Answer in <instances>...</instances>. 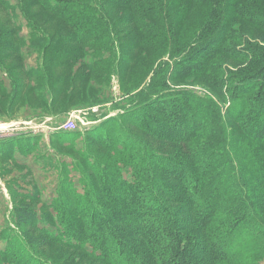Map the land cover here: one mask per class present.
<instances>
[{"label": "trees", "instance_id": "obj_1", "mask_svg": "<svg viewBox=\"0 0 264 264\" xmlns=\"http://www.w3.org/2000/svg\"><path fill=\"white\" fill-rule=\"evenodd\" d=\"M243 1L231 0L225 10L240 17L237 3ZM56 2L61 6L56 5L53 15L72 25L74 37L68 40L77 39L84 47L101 44L107 22L93 8L81 3L80 9L73 0ZM247 14L254 23L262 16L256 11ZM208 27L201 36L207 42L174 63L172 81L196 79L217 85L214 90L222 88L224 82L215 79L221 74L217 60L222 50L213 36L227 34V28L218 16ZM236 55L251 58L244 80L253 82L228 90L231 104L226 113L237 126L236 134L227 133L219 105L209 98L172 93L163 85L159 96L143 103L138 100L143 104L138 108L131 102L123 110L127 112L101 125L110 133L86 132L114 157L109 165L95 157L91 161L89 155L82 157L90 162L97 191L85 189L81 199L74 198L73 208L57 207L58 234L48 231L36 210L13 207L16 233H8L0 264H52L33 249L34 236L39 250L48 243L63 244L88 254L97 264L262 263L264 219L258 213L264 214V55L253 49L237 50ZM87 70L94 72L91 67ZM75 75L71 81L61 78V84L88 78ZM250 94L254 95L244 97ZM128 129L141 132L152 143L179 145L177 154L150 151L134 141ZM27 148L26 152L35 151L34 146Z\"/></svg>", "mask_w": 264, "mask_h": 264}, {"label": "rangeland", "instance_id": "obj_2", "mask_svg": "<svg viewBox=\"0 0 264 264\" xmlns=\"http://www.w3.org/2000/svg\"><path fill=\"white\" fill-rule=\"evenodd\" d=\"M56 1L0 0V251L8 233H16L12 209L18 205L36 210L48 231L59 233L57 207L73 208L74 198L81 199L85 189L97 191L96 179L88 170L90 162L82 157L89 155L91 161L95 157L108 161V165L114 161L113 155L87 138L86 132L102 129L110 133L102 128L103 123L127 112L121 111L131 102L136 109L143 105L137 104L138 100L143 103L154 99L163 85L172 93L186 92L214 101L221 109L224 129L231 136L236 134L237 126L226 113L231 104L228 90L237 84L252 86L253 82L244 80L250 72L246 68L251 58L233 55L248 49L264 55V0L236 2L240 17L225 10L231 0H139L141 3L130 6L120 0H73L80 9L81 3L94 9L107 22V35L101 44L92 47L79 45L77 39L68 40L74 37L72 25L53 15L54 9L61 6ZM249 11L262 15L256 19L259 22L247 20ZM217 16L227 28V34L213 36L219 39L222 50L217 60L221 74L215 77L224 82L222 88L214 90L217 85L196 79L172 81L174 63L206 41L201 36ZM88 67L94 72L89 73ZM79 73L88 78L70 82ZM61 78L70 81L61 84ZM127 97L130 100H121ZM74 109L87 112L72 115L80 132H64L67 136L60 139L52 130L54 122L48 123L46 118ZM108 112L121 113L111 116ZM13 120V128L5 126ZM129 131L134 141L152 152L177 154L179 145L152 143L141 132ZM30 133H35L38 140L33 148L35 155L23 161L25 168L8 154L3 155L10 149L9 139L4 138ZM28 146L25 142L22 148ZM258 214L264 219V214ZM34 238L33 249L52 264H97L88 254L63 244L48 243L39 250Z\"/></svg>", "mask_w": 264, "mask_h": 264}, {"label": "crops", "instance_id": "obj_3", "mask_svg": "<svg viewBox=\"0 0 264 264\" xmlns=\"http://www.w3.org/2000/svg\"><path fill=\"white\" fill-rule=\"evenodd\" d=\"M46 89V88H45ZM47 90V94H50V91L48 90V89H46ZM121 100H130V98H128L127 97V99H124V98H121ZM120 101V100H119ZM51 101H49V103H50ZM130 105V104H129ZM135 106V105H134ZM111 112V111H110ZM110 112H108L107 113V115L109 114V115H111V116H114V115H117V114H119V113H121V112H123V111H121V112H118V113H115V114H111ZM66 113H70L69 115L68 114H66ZM84 113H87V112H84L82 109L81 110H76V109H74L72 112H60V113H57V114H54V115H52L51 117H48V118H46V122H54V124L52 125V130H53V128H54V130L53 131H55V132H57L58 134H62L60 131H57L56 130V127L62 122V121H64V120H66L67 118H64L63 116H65V115H67V116H69V117H71V119H74L75 117L74 116H72V115H75V114H84ZM35 117V116H34ZM36 117H38V118H40V119H43L41 116H39V115H36ZM14 120L13 121H10V123L9 124H7V125H5V126H7L8 128H13V126H14ZM57 123V124H56ZM27 124H29V123H27ZM56 124V126L54 127V125ZM13 125V126H12ZM48 130H50L49 128H48ZM52 130H50V132H52V134H53V131ZM51 134V133H50ZM18 135H15V136H9V137H6V138H4V139H9V140H7V141H9L10 142V149H9V151L8 152H6L5 150V153L3 154V155H6V154H8V157H10L13 161H15V162H21L22 164H23V161H26V160H31L32 159V157L35 155V152L36 151H34V152H26V151H28V150H30L29 148H25V150L22 148V146L25 144V142H27L28 143V145H29V147H32V146H34V147H36V144H37V140L38 139H36V134L35 133H30V134H28L26 137H17ZM5 137V136H4ZM46 138V137H45ZM41 140L39 141L40 143H42L43 141H42V139L43 138H40ZM6 141V142H7ZM4 142H1V144H3ZM38 146V145H37ZM21 147V148H20ZM24 152V154L23 153H21V152ZM33 151V150H32ZM24 165V167L25 168H27V165H25V164H23Z\"/></svg>", "mask_w": 264, "mask_h": 264}, {"label": "built area", "instance_id": "obj_4", "mask_svg": "<svg viewBox=\"0 0 264 264\" xmlns=\"http://www.w3.org/2000/svg\"><path fill=\"white\" fill-rule=\"evenodd\" d=\"M197 97H199V98H204L203 96L200 97V96H198V95H197ZM77 122H78V121L76 120V117H75L74 119H71V117L68 116V118H67L66 120L62 121V122L56 127V130H57V131H60L61 133L69 132V131H72V130H74V131H78V130H79V132H80V129L77 128V125H78ZM86 126H87V125H86ZM84 129H85V128H84ZM84 129L81 130V132L84 131ZM80 134H82V133H80Z\"/></svg>", "mask_w": 264, "mask_h": 264}]
</instances>
